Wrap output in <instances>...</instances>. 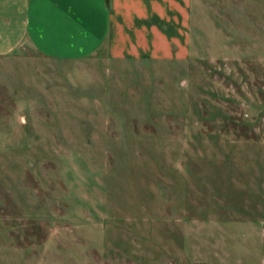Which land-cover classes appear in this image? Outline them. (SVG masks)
Segmentation results:
<instances>
[{
	"label": "rangeland",
	"instance_id": "374dc122",
	"mask_svg": "<svg viewBox=\"0 0 264 264\" xmlns=\"http://www.w3.org/2000/svg\"><path fill=\"white\" fill-rule=\"evenodd\" d=\"M190 58H0V264H264V0L191 3Z\"/></svg>",
	"mask_w": 264,
	"mask_h": 264
},
{
	"label": "crops",
	"instance_id": "0c3cea01",
	"mask_svg": "<svg viewBox=\"0 0 264 264\" xmlns=\"http://www.w3.org/2000/svg\"><path fill=\"white\" fill-rule=\"evenodd\" d=\"M202 0H0V58L29 42L41 56L190 58L191 3Z\"/></svg>",
	"mask_w": 264,
	"mask_h": 264
}]
</instances>
